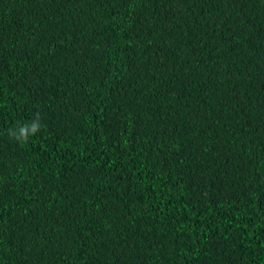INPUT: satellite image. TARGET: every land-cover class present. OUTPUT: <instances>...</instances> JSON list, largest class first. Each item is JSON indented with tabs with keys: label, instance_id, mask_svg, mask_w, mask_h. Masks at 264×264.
<instances>
[{
	"label": "trees",
	"instance_id": "obj_1",
	"mask_svg": "<svg viewBox=\"0 0 264 264\" xmlns=\"http://www.w3.org/2000/svg\"><path fill=\"white\" fill-rule=\"evenodd\" d=\"M0 264H264V0H0Z\"/></svg>",
	"mask_w": 264,
	"mask_h": 264
},
{
	"label": "clouds",
	"instance_id": "obj_2",
	"mask_svg": "<svg viewBox=\"0 0 264 264\" xmlns=\"http://www.w3.org/2000/svg\"><path fill=\"white\" fill-rule=\"evenodd\" d=\"M39 114H37L30 122L23 125H17L15 128L8 130V136L17 143H26L30 136L36 135L41 129Z\"/></svg>",
	"mask_w": 264,
	"mask_h": 264
}]
</instances>
